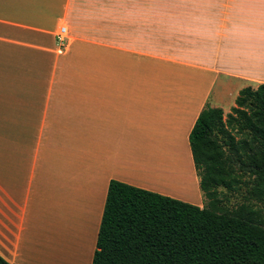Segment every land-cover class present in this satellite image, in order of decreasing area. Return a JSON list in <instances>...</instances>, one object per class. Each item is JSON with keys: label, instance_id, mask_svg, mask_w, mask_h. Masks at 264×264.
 <instances>
[{"label": "crops", "instance_id": "obj_1", "mask_svg": "<svg viewBox=\"0 0 264 264\" xmlns=\"http://www.w3.org/2000/svg\"><path fill=\"white\" fill-rule=\"evenodd\" d=\"M191 5L168 55L141 47L140 8L124 0L100 13L89 0H0L7 262L92 264L112 180L204 207L190 134L207 105L233 109L264 84V0ZM143 22L149 38L155 20Z\"/></svg>", "mask_w": 264, "mask_h": 264}, {"label": "trees", "instance_id": "obj_2", "mask_svg": "<svg viewBox=\"0 0 264 264\" xmlns=\"http://www.w3.org/2000/svg\"><path fill=\"white\" fill-rule=\"evenodd\" d=\"M189 141L204 207L112 180L92 264H264V84L226 118L207 105Z\"/></svg>", "mask_w": 264, "mask_h": 264}, {"label": "rangeland", "instance_id": "obj_3", "mask_svg": "<svg viewBox=\"0 0 264 264\" xmlns=\"http://www.w3.org/2000/svg\"><path fill=\"white\" fill-rule=\"evenodd\" d=\"M89 1L92 3V6L102 7L100 9L95 7L99 11V13L104 9L103 6L115 5V0ZM124 2L125 6L134 5V7L140 8L139 18L141 27V47L145 48L146 50H151L155 53L168 55L178 51L179 43L177 42V40L175 41V39H177L181 34L179 22L182 17L186 16L187 8L192 6L191 3L194 4L195 0H124ZM99 13H92V15L88 16V18L98 19ZM147 18H150L151 21L155 20V23L150 25L149 38L147 33L143 32V28L146 30V25H144L143 21L147 20ZM76 21L77 27L79 28V30L83 31L84 34L87 33L86 35H98L99 24H87V19L83 17H77ZM66 49L67 47L63 52H65ZM234 107H236V105ZM223 111L226 118L227 114L232 112V109H225ZM245 191L246 187H244L240 192L222 195L224 204L228 208H233L243 203L245 201V197L243 196V193Z\"/></svg>", "mask_w": 264, "mask_h": 264}, {"label": "built area", "instance_id": "obj_4", "mask_svg": "<svg viewBox=\"0 0 264 264\" xmlns=\"http://www.w3.org/2000/svg\"><path fill=\"white\" fill-rule=\"evenodd\" d=\"M68 38H69V28L66 23H62L57 32V39L59 43L60 52H63L67 47Z\"/></svg>", "mask_w": 264, "mask_h": 264}, {"label": "bare ground", "instance_id": "obj_5", "mask_svg": "<svg viewBox=\"0 0 264 264\" xmlns=\"http://www.w3.org/2000/svg\"><path fill=\"white\" fill-rule=\"evenodd\" d=\"M186 150V149H185Z\"/></svg>", "mask_w": 264, "mask_h": 264}]
</instances>
